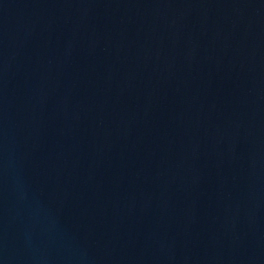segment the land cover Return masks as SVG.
Here are the masks:
<instances>
[{
	"label": "water",
	"instance_id": "95a60500",
	"mask_svg": "<svg viewBox=\"0 0 264 264\" xmlns=\"http://www.w3.org/2000/svg\"><path fill=\"white\" fill-rule=\"evenodd\" d=\"M0 264H264V0H0Z\"/></svg>",
	"mask_w": 264,
	"mask_h": 264
}]
</instances>
